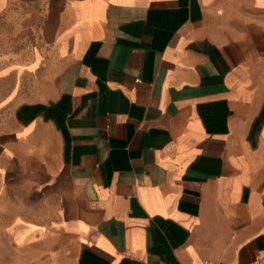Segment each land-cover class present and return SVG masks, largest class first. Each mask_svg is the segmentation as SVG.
I'll list each match as a JSON object with an SVG mask.
<instances>
[{"label": "crops", "instance_id": "crops-1", "mask_svg": "<svg viewBox=\"0 0 264 264\" xmlns=\"http://www.w3.org/2000/svg\"><path fill=\"white\" fill-rule=\"evenodd\" d=\"M0 39L36 264H264V0H0Z\"/></svg>", "mask_w": 264, "mask_h": 264}, {"label": "rangeland", "instance_id": "rangeland-1", "mask_svg": "<svg viewBox=\"0 0 264 264\" xmlns=\"http://www.w3.org/2000/svg\"><path fill=\"white\" fill-rule=\"evenodd\" d=\"M23 45V41L12 43L9 39H0L1 50L18 49ZM0 114V129H3L9 125L10 117L3 111ZM1 140L2 135H0V142ZM43 209L40 193L28 189L23 182L19 181L15 169L11 173L0 169V264L37 263V260H33L34 253L29 245L14 243V239L19 241L21 237L15 234L13 239L11 226L19 221L41 220L46 216L42 212Z\"/></svg>", "mask_w": 264, "mask_h": 264}, {"label": "built area", "instance_id": "built-area-1", "mask_svg": "<svg viewBox=\"0 0 264 264\" xmlns=\"http://www.w3.org/2000/svg\"><path fill=\"white\" fill-rule=\"evenodd\" d=\"M206 264H212V262L211 261H207Z\"/></svg>", "mask_w": 264, "mask_h": 264}]
</instances>
